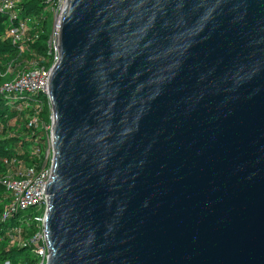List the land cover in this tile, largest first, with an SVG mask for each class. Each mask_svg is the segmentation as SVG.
Instances as JSON below:
<instances>
[{
    "label": "water",
    "instance_id": "95a60500",
    "mask_svg": "<svg viewBox=\"0 0 264 264\" xmlns=\"http://www.w3.org/2000/svg\"><path fill=\"white\" fill-rule=\"evenodd\" d=\"M48 97L47 264H264V0H69Z\"/></svg>",
    "mask_w": 264,
    "mask_h": 264
},
{
    "label": "trees",
    "instance_id": "16d2710c",
    "mask_svg": "<svg viewBox=\"0 0 264 264\" xmlns=\"http://www.w3.org/2000/svg\"><path fill=\"white\" fill-rule=\"evenodd\" d=\"M51 0H21L18 9L20 16H34L37 24L30 31L29 37L38 39L30 42L29 52L25 55L27 61H38L48 69L53 66L49 41L51 37L49 15L53 13ZM8 15L0 13V71L7 61L17 58L18 47L13 45L7 37ZM6 79L0 77V86ZM51 107L46 93H24L3 95L0 93V264L10 261L12 264H39L33 255L31 247H18L6 236L22 221H26V213L35 209L15 210L7 219L3 220L5 206L11 203V195L1 181L9 171L18 167H40L41 158L34 152L35 140L38 149L46 151L44 132L30 127L32 120L37 119L50 125ZM35 215V213L33 214ZM31 215V216H33ZM35 224L25 228L23 237L29 238L35 232Z\"/></svg>",
    "mask_w": 264,
    "mask_h": 264
},
{
    "label": "built area",
    "instance_id": "2783aa9c",
    "mask_svg": "<svg viewBox=\"0 0 264 264\" xmlns=\"http://www.w3.org/2000/svg\"><path fill=\"white\" fill-rule=\"evenodd\" d=\"M53 1V14L58 19V27L50 37L49 47L52 55L53 66L59 60V37L63 11L68 6L69 0H51ZM21 0H0V13L8 15V32L7 37L13 45L18 47L17 58L7 61L3 64L0 71V77L6 79L0 86V93L3 95L39 93L43 92L48 95L49 80L51 69L45 64H39L38 61L25 60L26 53L29 52L30 42L38 39L30 38L29 33L37 24V18L34 16H20L18 9ZM50 102V100H49ZM51 107V105H50ZM52 113V109H51ZM53 120V116H51ZM53 121L50 125L34 119L30 123L36 131L47 134V139L51 137L53 148ZM38 140L34 143V152L42 160L40 167H18L14 171H9L2 178V182L11 193V203L5 206L3 220L7 219L11 213L18 209H36L35 215L30 216L26 221H22L13 230L7 233L9 241L18 247H31L33 255L38 259L39 264H47L49 259V250L47 235L45 229V216L47 210L48 196L45 194L48 184L54 176V155L50 158V153L41 152L38 149ZM47 149V144H46ZM54 152V151H53ZM45 208V209H44ZM35 224L36 230L29 238L23 237L25 228ZM2 239H0L1 241ZM3 264H12L5 261Z\"/></svg>",
    "mask_w": 264,
    "mask_h": 264
},
{
    "label": "rangeland",
    "instance_id": "374dc122",
    "mask_svg": "<svg viewBox=\"0 0 264 264\" xmlns=\"http://www.w3.org/2000/svg\"><path fill=\"white\" fill-rule=\"evenodd\" d=\"M49 24H50V33L52 35L53 32L57 29V27L59 25L58 19L57 20L55 19V16H54L53 13H51L49 15ZM44 136L47 138V134H45ZM46 144H47L46 151L50 153V158L52 156V159H53L54 152H53V148H52V140H51V137H49V139H47V143ZM9 195H11V193H9ZM35 210H29V212L26 213L27 214L26 216L27 217H30L31 215H33L35 213Z\"/></svg>",
    "mask_w": 264,
    "mask_h": 264
}]
</instances>
